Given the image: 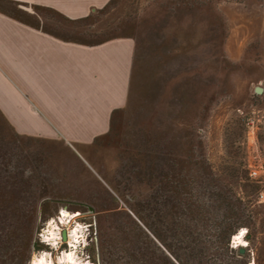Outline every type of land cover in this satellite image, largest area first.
<instances>
[{"label": "rangeland", "instance_id": "1", "mask_svg": "<svg viewBox=\"0 0 264 264\" xmlns=\"http://www.w3.org/2000/svg\"><path fill=\"white\" fill-rule=\"evenodd\" d=\"M0 11L136 42L127 106L88 145L18 134L0 109V264H264V0H112L75 21ZM218 196L235 212L204 205ZM239 215L247 225L225 231Z\"/></svg>", "mask_w": 264, "mask_h": 264}, {"label": "crops", "instance_id": "2", "mask_svg": "<svg viewBox=\"0 0 264 264\" xmlns=\"http://www.w3.org/2000/svg\"><path fill=\"white\" fill-rule=\"evenodd\" d=\"M9 1L75 21L112 0ZM135 48L132 36L83 41L0 11V109L18 134L88 145L127 106Z\"/></svg>", "mask_w": 264, "mask_h": 264}, {"label": "trees", "instance_id": "3", "mask_svg": "<svg viewBox=\"0 0 264 264\" xmlns=\"http://www.w3.org/2000/svg\"><path fill=\"white\" fill-rule=\"evenodd\" d=\"M240 199V201H242L241 198H238ZM210 202L213 203V205L216 207V206H228L229 207V213H232V212H235L233 211V208H232V203L227 200L226 197L224 196H218L217 199H214L213 197H211L209 200H205L204 201V205H210ZM139 218L141 219V221H143V223L147 226V228L149 229V231L153 234L156 235V231L155 229H152V225H150L148 222L145 221L144 217H142V215H140V213H137ZM247 225V221L246 219L243 218V216L239 215V217L237 219H235L234 221H232L228 226H225V231H229L230 233H234V231H236L238 228L240 227H244ZM165 244V247H167V249H170V246L167 245V243H164ZM177 258V257H176ZM177 261L180 262V260L177 258Z\"/></svg>", "mask_w": 264, "mask_h": 264}, {"label": "bare ground", "instance_id": "4", "mask_svg": "<svg viewBox=\"0 0 264 264\" xmlns=\"http://www.w3.org/2000/svg\"><path fill=\"white\" fill-rule=\"evenodd\" d=\"M61 213H62V215H66V216H68L67 213H66V210L61 211ZM62 215H61V216H62ZM61 219H64V218L62 217ZM67 219H68V218H67ZM51 225H52L53 230H57L56 233H52V234H53L54 236L59 235V234H60V229H59V227H57V228L55 229L56 225H54V224H51ZM245 231H246L245 228H243V229L241 230V232H239L238 234L235 235V237H234V243H235L236 245H245V244H246V240L244 239ZM52 232H53V231H52ZM78 233H79V225H77L75 228H70L69 231H68V239H69V241H70V242H73L74 239L77 238ZM70 255H71V254H70ZM70 255H69V257H70ZM59 259H60V258H59ZM35 264H50V262H49V260H48L47 255H43V256L38 257V258L36 259ZM77 264H83V263H82V262H78Z\"/></svg>", "mask_w": 264, "mask_h": 264}, {"label": "water", "instance_id": "5", "mask_svg": "<svg viewBox=\"0 0 264 264\" xmlns=\"http://www.w3.org/2000/svg\"><path fill=\"white\" fill-rule=\"evenodd\" d=\"M62 236H63V240L66 241L67 238H68L67 230L66 229H63ZM241 252H244V249L243 248H241Z\"/></svg>", "mask_w": 264, "mask_h": 264}]
</instances>
